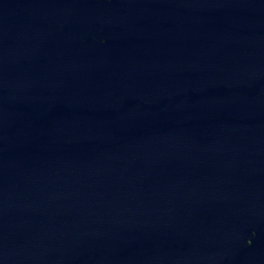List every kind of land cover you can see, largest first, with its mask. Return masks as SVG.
<instances>
[{
    "label": "water",
    "instance_id": "obj_1",
    "mask_svg": "<svg viewBox=\"0 0 264 264\" xmlns=\"http://www.w3.org/2000/svg\"><path fill=\"white\" fill-rule=\"evenodd\" d=\"M0 264H264V149L0 163Z\"/></svg>",
    "mask_w": 264,
    "mask_h": 264
}]
</instances>
